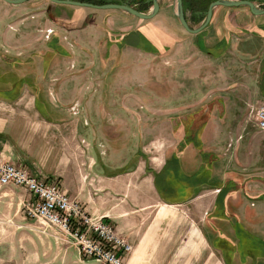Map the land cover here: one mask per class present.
<instances>
[{"label":"crops","instance_id":"crops-1","mask_svg":"<svg viewBox=\"0 0 264 264\" xmlns=\"http://www.w3.org/2000/svg\"><path fill=\"white\" fill-rule=\"evenodd\" d=\"M146 2L131 4L147 13L152 1ZM158 4L150 19L114 9L53 4L57 29L42 41L43 51H32L35 45L26 40L20 51L0 53V161L23 165L42 180L59 183L89 214L110 221L132 245L124 264H264V167L253 170L256 163H264V148L258 142L249 144V155L244 156V148L236 144L238 152L230 164L224 143L235 132H221L230 114L226 102L221 122L210 117L194 139L189 134L195 132L179 129L171 144L160 146L157 139L141 134L146 148L135 150L139 158L132 167L126 156L117 163L109 156L128 153V132L114 134L124 148H111L105 139L103 148L95 149L97 132L78 128L76 106L81 101L65 95L78 91V70L75 64H59L64 52L75 62L79 51H86L101 67L111 68L110 59L131 51L169 56L189 49L217 59L230 50L233 35L250 34L264 42V13L255 15L246 6L218 5L207 26L190 33L174 17L173 0ZM182 6L188 24L203 21V7L188 0ZM62 7L65 12L56 10ZM46 52L51 54L45 57ZM20 55L22 63L16 67ZM36 58L41 63L31 64ZM259 71L258 103L264 101V54ZM259 131L255 138L264 134ZM129 135L139 140L136 133ZM29 198L21 186H0V249L25 247L38 236L30 228L33 219L22 212ZM208 249L210 257L202 252Z\"/></svg>","mask_w":264,"mask_h":264},{"label":"rangeland","instance_id":"rangeland-1","mask_svg":"<svg viewBox=\"0 0 264 264\" xmlns=\"http://www.w3.org/2000/svg\"><path fill=\"white\" fill-rule=\"evenodd\" d=\"M115 1H126L128 5L133 6L131 3L138 0ZM251 1L255 4L264 0ZM150 2L151 0H147L146 3ZM47 4H51L49 0H27L17 4L0 0V53L7 54L8 51L11 54L20 51L25 48L22 44L26 40L35 45L32 51H43L42 41L46 36L50 38L54 34L50 30L57 29L49 20V15L45 14ZM263 5L257 7L261 9ZM139 6L141 5L137 7ZM56 10L60 11L59 8ZM174 10L176 1L173 6V15L176 18ZM200 14L204 16L206 12L201 11ZM187 17L190 18L189 12ZM242 17L244 18L243 15ZM189 24L197 27L193 21ZM84 37L81 36L80 40H84ZM68 40L70 41V38ZM86 40L87 36L84 41ZM79 53V60L75 62H70V56H67L69 52L59 56V64H75L74 70H78V91L74 90L73 95L68 91L65 95L67 98L77 99V102L81 101L76 106L78 128L80 132H97L94 137L95 149H102L105 139L110 141L111 148H124L114 134L128 132L125 146L128 153H110L111 162H122L123 156H126L128 167H132L139 158V153L135 150L141 151L142 146L146 148L145 139H140L141 134H149L146 139H157L161 146L171 144V137L177 130H185L184 126H191V129L195 130L212 116L214 120L219 119L218 123L221 122L224 118L225 102L230 114L227 120L222 122L225 129L221 132H235V135L228 136L224 143V154L231 158L230 164L235 160L238 146L242 145L245 149H242L244 156L249 155L245 153L249 144L257 146L258 142V145L264 148V134L254 137L255 131L259 129L253 126L252 119L254 108L262 99L257 85L261 78L259 68L264 54L263 40L250 34L233 35L230 50L217 59L189 49L169 56L165 53L145 55L131 51L122 58H119L118 54L110 59L108 63L111 68L101 67L86 51ZM22 58L21 55L15 57L16 67L22 63ZM34 60L29 61L36 65L41 63L37 58ZM44 60L43 58L42 61ZM217 129H221L220 126ZM131 132L136 133L139 140H135L134 135L130 136ZM260 155V160L264 162V150L260 151ZM261 167H264V163L262 166L256 163L253 170L262 171ZM31 223L30 228L38 233V236L30 238L25 247L0 249V264H105L95 259L82 258L77 248L69 244L53 227L37 220H32ZM195 229L192 225V234ZM202 252L210 257L209 249ZM211 258L217 261L212 255ZM203 261L205 260H200L199 264L204 263Z\"/></svg>","mask_w":264,"mask_h":264},{"label":"built area","instance_id":"built-area-1","mask_svg":"<svg viewBox=\"0 0 264 264\" xmlns=\"http://www.w3.org/2000/svg\"><path fill=\"white\" fill-rule=\"evenodd\" d=\"M252 119L264 131V101L254 108ZM6 184L25 188L30 198L23 202V214L56 229L82 258L124 264L131 253L132 245L110 221L89 214L59 183H48L23 165L0 161V186Z\"/></svg>","mask_w":264,"mask_h":264},{"label":"water","instance_id":"water-1","mask_svg":"<svg viewBox=\"0 0 264 264\" xmlns=\"http://www.w3.org/2000/svg\"><path fill=\"white\" fill-rule=\"evenodd\" d=\"M9 3H22L26 0H5ZM52 4H58V5H70V6H87V7H94V8H100V9H119L121 11L130 13L132 15H135L139 18L143 19H150L152 18L159 9L158 0H151L152 1V9L150 12L143 13L137 10L136 8L128 5V4H121V3H104V4H93L86 1H79V0H49ZM176 1V10L175 16L178 20V22L182 25V27L190 32V33H198L201 31L204 27L207 26L209 23L211 16H212V10L214 7L218 5L222 6H247L250 11L255 14H263L264 13V7L258 8L251 0H213L209 3L205 17L203 21L197 26V27H191L188 22L185 19L184 12H183V6H182V0H173ZM257 7V8H256Z\"/></svg>","mask_w":264,"mask_h":264},{"label":"trees","instance_id":"trees-1","mask_svg":"<svg viewBox=\"0 0 264 264\" xmlns=\"http://www.w3.org/2000/svg\"><path fill=\"white\" fill-rule=\"evenodd\" d=\"M84 1H88V2H91V3H94V4H102V3H106V1H101V0H84ZM138 1H143V0H138ZM183 1V0H182ZM188 1H190V3L192 4V5H195V6H198V7H203V10L204 11H206L207 10V6L209 5V3L211 2V1H213V0H204V2H202L203 0H188ZM114 2H116V3H120V2H122V1H114ZM204 5H205V8H204ZM219 6H222V5H219ZM197 7V8H198ZM247 7V6H246ZM248 8V7H247ZM203 10H201V11H203ZM248 10H250L249 8H248ZM193 11V10H192ZM195 11V10H194ZM197 11V10H196ZM47 54V53H46ZM47 56H48V54H47ZM16 96V95H15ZM202 124V126L201 127H197L195 130H192L191 129V126H189V127H186L185 128V132H195V134H193L194 136H192V134L190 133L189 135H190V137H191V139H194V138H196L197 137V134H199V132H201L202 131V127L204 126V122L203 123H201ZM190 138H189V136L187 137V140H189ZM197 144V143H196ZM222 190V189H221ZM220 190V191H221Z\"/></svg>","mask_w":264,"mask_h":264},{"label":"flooded vegetation","instance_id":"flooded-vegetation-1","mask_svg":"<svg viewBox=\"0 0 264 264\" xmlns=\"http://www.w3.org/2000/svg\"><path fill=\"white\" fill-rule=\"evenodd\" d=\"M27 1V0H26ZM79 1H83V0H79ZM86 2H88V1H86ZM51 3V2H50ZM91 3V2H90ZM108 3H110V2H108ZM112 3H116V2H112ZM15 4H17V3H15ZM52 4V3H51ZM51 4H47L46 5V8H45V14L47 15H49V20L51 21V22H58V19H57V15H56V12H54L55 11V8H54V6H53V4H52V6H51ZM94 4V3H93ZM122 4V3H121ZM182 4H183V1H182ZM58 5V4H57ZM49 6V7H48ZM60 6H66V7H68V5H60ZM70 6V5H69ZM133 7V6H132ZM48 9H53L52 11H48ZM63 9V11L65 10L66 11V9H65V7H62V8H60V10H62ZM64 11V12H65ZM54 12V15H52V13ZM184 12V11H183ZM185 16V15H184ZM186 19V18H185Z\"/></svg>","mask_w":264,"mask_h":264},{"label":"bare ground","instance_id":"bare-ground-1","mask_svg":"<svg viewBox=\"0 0 264 264\" xmlns=\"http://www.w3.org/2000/svg\"><path fill=\"white\" fill-rule=\"evenodd\" d=\"M257 8V7H256ZM174 13H175V11H174Z\"/></svg>","mask_w":264,"mask_h":264}]
</instances>
